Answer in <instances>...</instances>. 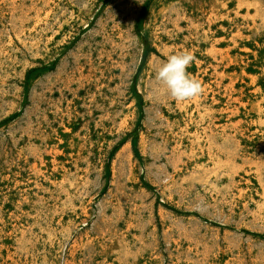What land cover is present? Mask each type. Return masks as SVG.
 <instances>
[{
	"label": "rangeland",
	"instance_id": "374dc122",
	"mask_svg": "<svg viewBox=\"0 0 264 264\" xmlns=\"http://www.w3.org/2000/svg\"><path fill=\"white\" fill-rule=\"evenodd\" d=\"M0 264H264V0H0Z\"/></svg>",
	"mask_w": 264,
	"mask_h": 264
},
{
	"label": "clouds",
	"instance_id": "9594fccd",
	"mask_svg": "<svg viewBox=\"0 0 264 264\" xmlns=\"http://www.w3.org/2000/svg\"><path fill=\"white\" fill-rule=\"evenodd\" d=\"M193 61L191 52H177L169 55L156 71V79L166 86L168 94L177 101L193 99L203 92L201 82L187 71Z\"/></svg>",
	"mask_w": 264,
	"mask_h": 264
}]
</instances>
